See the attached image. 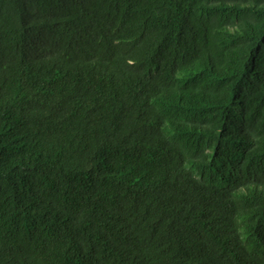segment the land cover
I'll return each mask as SVG.
<instances>
[{
    "label": "trees",
    "instance_id": "obj_1",
    "mask_svg": "<svg viewBox=\"0 0 264 264\" xmlns=\"http://www.w3.org/2000/svg\"><path fill=\"white\" fill-rule=\"evenodd\" d=\"M0 264H264V0H0Z\"/></svg>",
    "mask_w": 264,
    "mask_h": 264
}]
</instances>
